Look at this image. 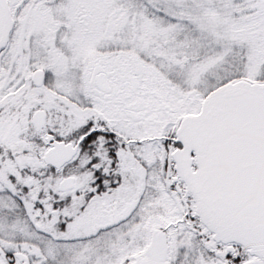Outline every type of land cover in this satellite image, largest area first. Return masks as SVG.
Wrapping results in <instances>:
<instances>
[{
  "label": "snow or ice",
  "instance_id": "obj_1",
  "mask_svg": "<svg viewBox=\"0 0 264 264\" xmlns=\"http://www.w3.org/2000/svg\"><path fill=\"white\" fill-rule=\"evenodd\" d=\"M0 264H264V0H0Z\"/></svg>",
  "mask_w": 264,
  "mask_h": 264
}]
</instances>
